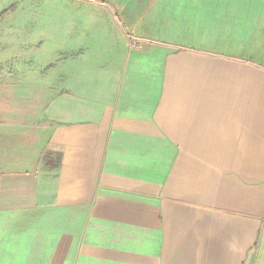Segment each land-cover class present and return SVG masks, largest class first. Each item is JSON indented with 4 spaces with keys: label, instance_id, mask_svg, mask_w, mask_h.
<instances>
[{
    "label": "crops",
    "instance_id": "1",
    "mask_svg": "<svg viewBox=\"0 0 264 264\" xmlns=\"http://www.w3.org/2000/svg\"><path fill=\"white\" fill-rule=\"evenodd\" d=\"M75 4L0 77V264H264V0Z\"/></svg>",
    "mask_w": 264,
    "mask_h": 264
},
{
    "label": "rangeland",
    "instance_id": "2",
    "mask_svg": "<svg viewBox=\"0 0 264 264\" xmlns=\"http://www.w3.org/2000/svg\"><path fill=\"white\" fill-rule=\"evenodd\" d=\"M75 3L76 0H0V77L13 78L19 73L18 69L25 75L45 72L54 47L47 38L50 29L47 17L52 15L55 20L66 21L79 8ZM55 29L62 31V23H55ZM72 30L78 28L72 27ZM14 31H32L34 36L26 39H18L14 35L9 37ZM23 41L29 43L23 45ZM18 45L23 53L32 55L19 63L17 59L21 57L16 58L15 54Z\"/></svg>",
    "mask_w": 264,
    "mask_h": 264
}]
</instances>
